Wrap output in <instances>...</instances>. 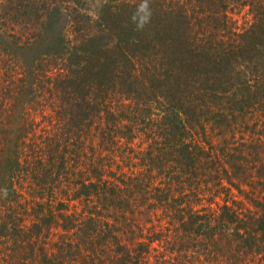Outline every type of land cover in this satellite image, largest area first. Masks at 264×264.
<instances>
[{
  "label": "trees",
  "instance_id": "16d2710c",
  "mask_svg": "<svg viewBox=\"0 0 264 264\" xmlns=\"http://www.w3.org/2000/svg\"><path fill=\"white\" fill-rule=\"evenodd\" d=\"M88 2L0 0V264H264V0Z\"/></svg>",
  "mask_w": 264,
  "mask_h": 264
},
{
  "label": "clouds",
  "instance_id": "9594fccd",
  "mask_svg": "<svg viewBox=\"0 0 264 264\" xmlns=\"http://www.w3.org/2000/svg\"><path fill=\"white\" fill-rule=\"evenodd\" d=\"M139 13H143V15L140 16V23L138 24V27L142 28L151 16L148 0H143V2L139 5L138 14ZM133 19H135V17H133Z\"/></svg>",
  "mask_w": 264,
  "mask_h": 264
},
{
  "label": "rangeland",
  "instance_id": "374dc122",
  "mask_svg": "<svg viewBox=\"0 0 264 264\" xmlns=\"http://www.w3.org/2000/svg\"><path fill=\"white\" fill-rule=\"evenodd\" d=\"M102 0H89L88 4L90 3L91 6V12L95 10V8L99 5V3ZM248 15L246 14V11H242L241 13H236L235 17L239 20V24H242L243 22L247 21ZM244 24V23H243Z\"/></svg>",
  "mask_w": 264,
  "mask_h": 264
}]
</instances>
